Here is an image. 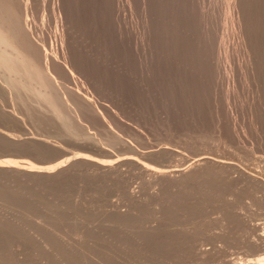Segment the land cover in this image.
<instances>
[{
	"label": "rangeland",
	"instance_id": "rangeland-1",
	"mask_svg": "<svg viewBox=\"0 0 264 264\" xmlns=\"http://www.w3.org/2000/svg\"><path fill=\"white\" fill-rule=\"evenodd\" d=\"M24 1L94 112L0 89V264L264 257V0Z\"/></svg>",
	"mask_w": 264,
	"mask_h": 264
},
{
	"label": "bare ground",
	"instance_id": "bare-ground-1",
	"mask_svg": "<svg viewBox=\"0 0 264 264\" xmlns=\"http://www.w3.org/2000/svg\"><path fill=\"white\" fill-rule=\"evenodd\" d=\"M28 16L33 17V10L24 0H0V89L7 94L10 90L26 95L32 99L35 114L56 121L67 133L75 134L92 104L83 95L80 97L75 82L64 72L50 47L46 48L43 31L33 37L35 22H30ZM187 173L190 170L182 175ZM257 245L264 250V230ZM228 264H264V257L251 256Z\"/></svg>",
	"mask_w": 264,
	"mask_h": 264
}]
</instances>
